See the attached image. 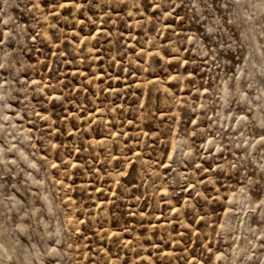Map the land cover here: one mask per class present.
I'll use <instances>...</instances> for the list:
<instances>
[{"label":"rangeland","instance_id":"rangeland-1","mask_svg":"<svg viewBox=\"0 0 264 264\" xmlns=\"http://www.w3.org/2000/svg\"><path fill=\"white\" fill-rule=\"evenodd\" d=\"M259 8L0 0V228L21 264H264Z\"/></svg>","mask_w":264,"mask_h":264},{"label":"bare ground","instance_id":"bare-ground-1","mask_svg":"<svg viewBox=\"0 0 264 264\" xmlns=\"http://www.w3.org/2000/svg\"><path fill=\"white\" fill-rule=\"evenodd\" d=\"M263 10L264 8H259L258 12H262ZM0 264H21V261L14 252L13 248L10 245H8L7 242L4 241V239L2 238L1 228H0Z\"/></svg>","mask_w":264,"mask_h":264}]
</instances>
